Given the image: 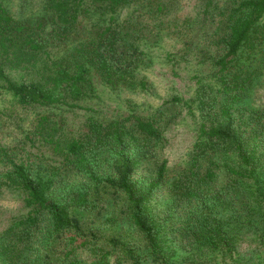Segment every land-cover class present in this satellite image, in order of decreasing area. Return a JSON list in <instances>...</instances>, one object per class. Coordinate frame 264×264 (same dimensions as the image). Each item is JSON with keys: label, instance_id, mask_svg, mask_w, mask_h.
Returning <instances> with one entry per match:
<instances>
[{"label": "trees", "instance_id": "1", "mask_svg": "<svg viewBox=\"0 0 264 264\" xmlns=\"http://www.w3.org/2000/svg\"><path fill=\"white\" fill-rule=\"evenodd\" d=\"M133 2L143 4L152 14L156 13L155 8L161 12L172 5L163 0H42L40 14L22 17L0 0V91L11 94L23 107L81 108L77 101L95 94V70L111 83L117 79L127 81L129 71L144 62L139 40L145 24L140 20L123 24L114 15L119 8ZM213 3L214 0L202 1L201 16L215 27L208 34L210 42L217 45V53L213 54L217 92L205 88L198 98L203 113L216 108L217 101L219 109L208 112L207 117L203 115L206 121H212L208 126L202 125L196 145L202 149L205 143L233 144L241 158L249 162V154L241 149L243 134L236 122L242 118L234 114L232 98L236 102L242 99V94L248 93L259 75V65L254 66L248 60L258 53V59L264 60V24L261 23L264 0H228L231 4L224 7ZM97 13L99 18L91 27L80 22L81 16ZM73 36L75 43L66 46ZM134 83L130 80L131 86ZM140 84L145 88L147 81L142 80ZM209 86L214 89L212 84ZM181 100L175 96L172 103ZM0 114L4 116L5 112L0 109ZM239 114L244 117L243 113ZM87 123V131L68 134L59 122L43 114L36 119L35 127L27 131V139L34 140V136L36 140H43L60 156L58 163L52 164L44 153L26 152L20 156L22 151L17 146L0 143V186L4 183L21 190L25 206L29 208L25 217L15 220L0 233V261L14 264L12 257H16L22 264L63 262L71 252H66L63 260L60 256L54 257L61 237L70 234L76 240L84 234L77 212L95 210L102 203H109L111 193H116L123 197L129 219L144 237L152 257L161 256L169 262L159 251V224L149 211L151 200L169 179L167 162L152 164L151 161L153 145L163 138L159 118L133 114L108 123L91 117ZM145 168L151 170V176L140 180L136 174ZM70 172L75 174L74 178L67 177ZM244 175L241 169L227 167L231 198L233 189L240 198L237 176ZM215 176L213 168H208L204 176L191 169L183 196L199 198L196 211L200 208L204 223L197 227L189 225L197 236L196 242L216 247V238H222L224 233V224L216 217L223 199L219 194L203 192ZM42 220L46 221L45 231ZM38 231L43 232L41 237ZM107 242L118 243L115 239ZM33 245H38L33 251L35 256L30 254ZM121 246L135 264L146 263L134 248H128L125 243ZM24 251H28L25 259ZM107 253L96 254L87 264H111ZM66 264L86 263L70 257Z\"/></svg>", "mask_w": 264, "mask_h": 264}, {"label": "rangeland", "instance_id": "2", "mask_svg": "<svg viewBox=\"0 0 264 264\" xmlns=\"http://www.w3.org/2000/svg\"><path fill=\"white\" fill-rule=\"evenodd\" d=\"M4 1L14 13L22 17L38 15L43 10L42 0ZM163 1H170L171 8L161 12L155 8V14L148 12L139 2L118 9L114 15L116 21L124 24L125 21L140 20L145 24V32L139 40L144 62L129 71L127 81L117 79L116 83L109 82L100 71L95 70V94L77 101L83 107H23L16 103L11 94L0 91V109L5 112L4 116L0 114V143L17 146L22 151L20 156L26 152L44 153L53 164L60 162L61 158L47 143L36 140L34 136V140L26 138L27 131L35 127L34 123L40 115H50L68 134L87 131V122L91 117L104 123L133 114L159 118L163 126V138L153 145L151 161L154 164L165 160L169 179L151 200L149 211L159 224V251L169 262L161 256L157 259L152 257L144 237L129 219L123 197L116 193H111V201H107L109 203L104 202L95 210L77 212L83 222L84 234L76 240H72L70 234L63 235L54 257L59 259L60 256L63 260L66 252L70 251V257L87 264L96 254L108 252L111 264H135L121 246L125 243L128 248H134L145 264H264V60L258 59L259 53L248 60L254 66L259 65V75L248 93L242 94V99L236 102L232 98L235 106L232 110L242 118L240 122L236 120L243 134L241 149L249 154L250 161H244L239 149L233 144L218 142L213 146L205 143L202 149L198 148L196 144L200 140L202 125L208 126L212 121H206L207 113L219 109L217 101L216 108L203 113L198 98L200 91L205 88L209 92H217L213 76L217 45L210 42L208 34L215 27L209 20L203 21V0ZM227 2L214 0L213 6L231 4ZM214 12L218 13L219 10ZM99 15L81 16L80 22L91 27ZM261 23L264 24V17ZM74 43L73 36L66 46ZM15 78L21 80L17 75ZM130 80L135 81L133 86ZM142 80L147 81L145 88L140 84ZM209 84L214 89H210ZM175 96L182 98L180 103H172ZM239 113H243L244 117ZM132 121L133 118L129 123ZM227 167L241 169L245 173L244 176H237L239 181L236 186L241 187L240 198L234 189L231 198ZM208 168H213L216 176L203 192L219 194L223 199L216 217L223 222L224 233L222 238H216V247L196 242L197 236L189 225L197 227L204 223L201 222L200 208L196 211L199 198L183 196L188 187L187 174L190 170L204 176ZM150 176L151 170L147 168L138 170L136 174L140 180H148ZM67 177L74 178L75 174L70 172ZM23 196L21 190L1 184L0 233L15 220L28 214L29 208L25 206ZM45 222L41 221L44 231ZM42 234L37 232L38 237ZM110 239L118 243L109 244L107 241ZM37 247L32 246V256H35L33 251ZM27 254L28 251L23 252V259ZM70 257L63 262L58 260L55 264H66ZM12 258L14 264H22L16 257ZM0 264L7 263L0 261Z\"/></svg>", "mask_w": 264, "mask_h": 264}]
</instances>
